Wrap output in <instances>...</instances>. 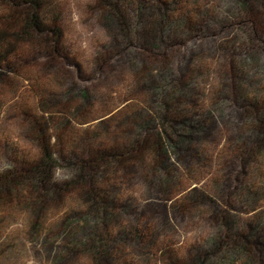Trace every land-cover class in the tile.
<instances>
[{"label":"trees","instance_id":"1","mask_svg":"<svg viewBox=\"0 0 264 264\" xmlns=\"http://www.w3.org/2000/svg\"><path fill=\"white\" fill-rule=\"evenodd\" d=\"M95 1L104 27L112 32L109 43L103 47L105 52L124 45L128 47L126 44H130L134 37L135 23L147 32L143 37L145 45L148 44L145 48L154 45L163 47L174 44L167 40L198 33L203 24H194L196 20L193 17L206 20L208 16L206 10H202L203 13L198 10L197 0L194 3L185 0ZM49 2L0 0V95L4 94L5 85L16 88L13 80L19 76L29 80L24 75L22 62L32 63L31 56L51 60H57L58 56L67 58L64 33L60 22L49 16ZM224 2L232 3L236 12L253 18V6L259 0ZM176 9L179 10L178 15L170 13ZM134 12L137 14L135 23ZM228 12L229 8L226 9ZM248 39L252 41L251 35ZM43 43L49 44L52 48L50 52L42 51ZM100 50L95 57L96 64L103 61ZM261 54L264 55V52ZM142 61L140 66L138 62L131 65L136 84L132 94L144 99L136 101L137 106L126 104L127 107L96 117V122L107 123L106 127L112 128L103 130V134L94 131L97 129L94 127L91 131H75V125L89 123L78 116V108L92 105L90 92L66 86L59 93L58 88L51 87L49 83L44 87L34 86L36 99L33 106L20 110V138L28 140L34 151L30 154L22 151L19 139L13 141L11 138L0 147L1 156L6 160L0 168L1 205H28L32 214L28 232L37 236L41 227L40 216L47 202L59 201L63 194L75 196L84 210L81 213L73 210L67 215L58 230V239H66L67 248L85 250L90 258L87 264H239V259L242 264H264V212L251 209L258 202L259 195L253 189L254 183L247 179L254 163H258V157L264 155V95L253 86L257 83L253 76H256L260 66L259 60L247 54L245 62L231 67V76L220 75L222 88L216 92L212 105L220 107L221 103L224 108L221 107L217 116L208 108H199L195 97L197 87L193 86L191 79L174 81L173 70L167 65L155 67V63L146 62V59ZM61 84L59 87L65 86V83ZM59 95L61 98H58ZM59 100L68 104L67 108H63L62 104L57 108ZM73 101L78 103L76 107L72 105ZM228 105L244 111L236 118L239 123H231L235 134L222 146L224 154L241 156L247 167L244 170L246 180L234 193L236 203L250 204L241 211L234 206L235 203L222 205L196 187L179 188L170 193L174 172L180 165L191 161L204 162L200 148L206 144L211 133L220 130ZM88 140L91 144L87 152L83 150L85 160L78 153ZM131 159H135L136 163H144L143 160L148 159V184L152 188L157 187L162 194L161 199L172 200L170 212L207 207L214 217V231L202 241L183 247L170 242L164 245L158 243L154 249L155 258L149 263L134 258L120 259L115 245L118 241L129 238L133 245H141L148 236L146 230L150 229V234L152 228L148 222H143L128 235L130 226L124 223L125 229L121 234L110 235L111 223L120 220V212L127 214V206L117 205L111 199L115 179L109 174L125 169ZM62 169L72 172L69 176L74 181L71 186L65 185L67 182L61 185L57 182V174ZM73 185L76 189L71 188ZM170 212L167 211L160 228L166 227ZM76 220L82 221L81 225L75 226ZM44 241L45 246L49 241L57 243L47 233L41 239V242ZM57 253L62 258L65 256L63 252ZM57 261L61 262L60 258L54 264Z\"/></svg>","mask_w":264,"mask_h":264},{"label":"rangeland","instance_id":"2","mask_svg":"<svg viewBox=\"0 0 264 264\" xmlns=\"http://www.w3.org/2000/svg\"><path fill=\"white\" fill-rule=\"evenodd\" d=\"M185 1L194 3V0ZM197 1L198 10L201 12L206 10L208 13L206 20L203 17H193L196 20L194 24H203L198 33H188L184 35V38L167 40L168 43L173 42L172 45L167 44L163 47L154 45L145 48L148 44L145 45L143 37L147 32L143 28L140 29V26L137 27L135 23L137 14L134 12L135 29L132 32L134 37L130 44H126L128 47L124 45L105 52L103 47L109 43L112 32L104 27L97 13L98 10L96 11L95 0H50L49 16L61 24L67 58L58 56L57 60L37 59L35 55L31 56L32 63L22 62L24 75H27L29 80L19 76L18 79L13 80L16 88L12 89L5 85L4 94L0 95V147L4 146V141L11 138L13 141L19 139V148L22 151L29 154L34 151L33 145L28 140L24 137L20 138L22 124L20 110L33 106L36 99L33 94L34 86L44 87L46 83H49L51 87H57L59 93L66 86L80 87L90 92L93 96L92 105L78 108V116L87 119L89 123L82 126L75 125V131H91L94 127V129L97 128L94 131L103 134V130L109 127H106L107 123L102 125L96 122L94 120L96 117L115 112L126 104L137 106L136 101L144 99L142 96L134 97L132 94L136 84L131 65L138 62L140 66L142 59L155 63V67L167 65L173 70L174 81L191 79L193 86L197 87L195 97L199 108H208L217 116L221 107L224 106L221 103H219L220 107L212 105L218 91L222 88L220 75L231 76V67L245 62L247 54L253 55L260 62L256 76H253L257 83L253 86L256 91L264 95V55L261 54L264 52V0H259L253 6V18L243 12H236L232 8V3L226 4L224 0ZM184 3L182 2V5ZM227 8H229L228 13H226ZM170 13L176 16L179 10L176 9ZM248 35L252 37L251 42ZM51 49L48 43L42 44V51L48 53ZM99 50L103 61L101 64H96L95 57ZM111 53L112 57H110ZM107 57L110 59L105 62ZM199 57L201 58L198 59ZM183 76L186 78H182ZM61 83H65V86L59 87ZM251 83H253L252 80ZM58 98H61L60 95ZM131 98L133 100L130 103L128 101ZM71 103L74 107L78 104L76 101ZM61 104L63 108H67L68 104L62 101L56 107L58 108ZM243 112L236 110L233 105H228L220 130L211 133L206 144L200 148L204 162L191 161L180 165L174 172V183L170 193L179 188L196 187L199 192L210 194L222 205L235 203L234 206L240 211L250 206L245 202L236 203L237 199L234 195L246 180L244 170L247 167L241 161L243 158L222 152V146L230 136L235 134L231 123L238 122L236 118ZM90 144L89 140L85 145L83 144L78 153L80 157L86 156L83 150L87 152ZM83 159L86 160V157ZM131 160L132 162H129L125 169H117L109 174L115 179L111 199L117 205L126 204L127 206V214L120 212L118 215L120 220L111 223L110 235L121 234L125 229L122 225L124 223L130 226L128 235L143 222H148L152 228L150 234V229L146 230L145 233L148 236L141 245H133L129 238L118 241L115 245L118 247L116 253L120 259L134 258V260L149 263L155 258L154 249L158 243L164 245L170 242L177 247H183L202 241L214 231L215 221L209 208L203 206L170 212L172 200L161 199L162 194L157 187L152 188L148 184V159L143 160L144 163H136L135 159ZM5 161L0 151V168L6 164ZM252 170L247 175V179L250 178L254 183L253 189L259 195V200L251 209L255 208L264 212V155L258 157V163H254ZM71 173L69 169L60 170L56 177L57 182L60 185L67 182L65 185L71 186L74 182L73 177H69ZM71 188L76 189L74 185ZM248 199L251 198L248 197ZM73 210L78 213L84 210L75 196L63 194L59 201H48L40 216L39 234L34 236L28 232V223L32 218L28 205L7 207L0 202V264H54L57 258L61 260V262L57 261V264H87L90 258L85 250L67 248L69 245L67 240L58 239V230L62 227L63 220ZM167 211L170 212L168 223L165 228H160ZM130 212L132 214H129ZM243 216L248 215L243 214ZM81 223L82 221L76 220L75 226ZM140 230L143 229L140 228ZM46 233L57 243L49 241L45 246V241L41 242V239ZM149 235L152 236L149 237ZM57 252H63L65 256L62 258ZM238 263L242 264L241 259Z\"/></svg>","mask_w":264,"mask_h":264}]
</instances>
